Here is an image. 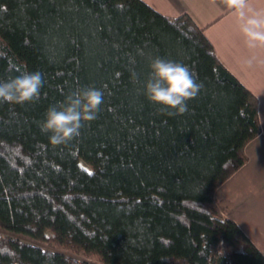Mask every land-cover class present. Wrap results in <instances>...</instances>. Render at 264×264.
Instances as JSON below:
<instances>
[{
  "label": "trees",
  "instance_id": "trees-1",
  "mask_svg": "<svg viewBox=\"0 0 264 264\" xmlns=\"http://www.w3.org/2000/svg\"><path fill=\"white\" fill-rule=\"evenodd\" d=\"M156 56L203 85L182 115L145 95ZM25 71L42 74L39 99L0 103V264H264L214 199L260 132L257 99L188 16L0 0V82ZM84 87L104 91L97 118L52 146L47 109Z\"/></svg>",
  "mask_w": 264,
  "mask_h": 264
},
{
  "label": "crops",
  "instance_id": "crops-1",
  "mask_svg": "<svg viewBox=\"0 0 264 264\" xmlns=\"http://www.w3.org/2000/svg\"><path fill=\"white\" fill-rule=\"evenodd\" d=\"M156 11L188 16L202 29L222 64L257 99L260 132L244 147L246 162L214 191L224 217L233 219L264 253V41H251L245 29L264 32V0H144Z\"/></svg>",
  "mask_w": 264,
  "mask_h": 264
},
{
  "label": "clouds",
  "instance_id": "clouds-1",
  "mask_svg": "<svg viewBox=\"0 0 264 264\" xmlns=\"http://www.w3.org/2000/svg\"><path fill=\"white\" fill-rule=\"evenodd\" d=\"M232 6H241L243 0H229ZM257 28L264 22L254 21ZM251 41H264V32L245 29ZM150 72L144 85L147 99L169 115H182L187 111L188 101L195 99L203 85L198 83L193 71L185 64L165 59L153 58ZM40 72H22L13 78L0 82V103L22 105L39 99L43 87ZM104 103V91L95 87H84L70 92L65 100L50 106L40 123L42 133L49 134L52 146L65 145L80 135L86 122L97 118Z\"/></svg>",
  "mask_w": 264,
  "mask_h": 264
},
{
  "label": "rangeland",
  "instance_id": "rangeland-1",
  "mask_svg": "<svg viewBox=\"0 0 264 264\" xmlns=\"http://www.w3.org/2000/svg\"><path fill=\"white\" fill-rule=\"evenodd\" d=\"M67 254H69L68 252H67ZM69 255H71V254H69ZM78 260H86V261H89V262H93V260L95 261L96 260V257H94V256H87V257H79L78 258Z\"/></svg>",
  "mask_w": 264,
  "mask_h": 264
}]
</instances>
